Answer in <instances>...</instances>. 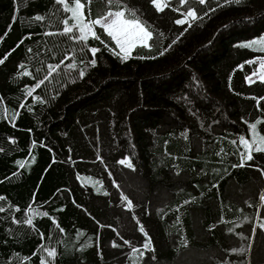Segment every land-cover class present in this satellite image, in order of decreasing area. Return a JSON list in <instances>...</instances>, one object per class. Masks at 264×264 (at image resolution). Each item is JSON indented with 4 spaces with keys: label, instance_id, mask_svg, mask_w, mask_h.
Wrapping results in <instances>:
<instances>
[{
    "label": "trees",
    "instance_id": "trees-1",
    "mask_svg": "<svg viewBox=\"0 0 264 264\" xmlns=\"http://www.w3.org/2000/svg\"><path fill=\"white\" fill-rule=\"evenodd\" d=\"M121 2L153 32L128 59L100 26L61 35L55 0H0V264H264V152L233 167L251 124L264 135V83L247 81L264 52L241 46L264 39V0Z\"/></svg>",
    "mask_w": 264,
    "mask_h": 264
},
{
    "label": "snow or ice",
    "instance_id": "snow-or-ice-1",
    "mask_svg": "<svg viewBox=\"0 0 264 264\" xmlns=\"http://www.w3.org/2000/svg\"><path fill=\"white\" fill-rule=\"evenodd\" d=\"M200 4H205L206 0H198ZM230 0H225V3H229ZM231 2L240 3L241 0H231ZM55 3L61 6V10L64 13H70V17H65L62 21L64 27L63 31L60 33L61 35H69L70 38L77 42H84L87 43L89 39V34L91 37L95 40H101V36L94 31V26H100L102 29H104V32L106 33L107 37L110 38V42H114L115 48L112 49L113 53L115 55L120 56L123 54V59H128L130 57L131 52L137 47H144L148 48L150 50L151 45L148 43L153 38V32L148 29L146 25H144L139 17L136 15L135 11L133 9H126V6H124L121 2V0H115V5L118 9L113 11L111 8V5H113L114 0H107V3L109 4L108 11L103 14L102 16H98L95 19H91L90 16L88 18L84 15V9L87 5H91L92 0H85V2H82V0H72V5L70 6L68 4V0H55ZM152 3L155 5V7L159 11H164L166 7H168V3L166 0H152ZM179 3L181 6L184 4L189 3V0H179ZM127 11V16H126ZM214 11V9H213ZM184 15V19H178L175 21L176 24L183 25L188 22V18H191L192 20L197 19V13L195 10H188L186 13H182ZM36 20L42 21L44 20V17L42 16H36ZM69 19H72L74 21L73 24L69 25L68 21ZM87 19V22H86ZM189 26H191L189 24ZM74 29L78 32V35H71L74 31ZM54 33H47V35H53ZM103 34V33H102ZM103 43V41H101ZM242 47L246 48H254L256 46L259 47V51L264 52V39H257L253 40L251 42L245 43L241 45ZM119 49L117 52L116 49ZM92 54V59L88 62L91 64V66H95L97 61L95 59V54L100 51L97 47H90L88 49ZM31 51V49H29ZM164 53L161 52L160 55H163ZM6 58V57H5ZM143 58V57H141ZM154 58V57H153ZM66 59H71V57H68ZM4 61L0 59V63H3ZM63 63V61L61 62ZM250 63H255V61H251ZM23 67V65H21ZM69 68H72L75 70V64H69ZM260 69H264V63H261L259 65ZM60 69V64L55 65H49L48 66V76L45 77L44 80H40L34 88L29 90L28 95L31 96L35 89L40 88L41 85L45 82L46 79H48L53 72H56ZM25 75H30V73L25 72ZM79 75L82 78L85 75V72L83 70L79 71ZM259 78V82L264 83V72H253L252 75L247 77L248 83L253 84L257 81L253 79V76H257ZM37 100H40V97H36ZM259 103V100L257 101ZM21 108L24 107V105H20ZM19 113L17 112L16 115ZM257 127L256 123L251 124V129L255 130ZM235 144L236 141H233ZM239 143L243 146L244 150L240 153L241 156V163L239 165H233V167H243L246 163V161H250L253 159L252 153L255 152H264V135H261L259 139H256L253 137L251 140L248 138H241ZM255 145V147H253ZM120 164L126 165L128 168H133L132 162L130 159H122L119 161ZM23 167V165H21ZM262 174H264V170H261ZM3 197H0V200H3ZM125 200L128 201V208H132V202L128 200L127 197H124ZM260 200L264 201V194L260 196ZM3 208H0V211H3ZM19 211V209H17ZM29 211H32L31 208H29ZM43 215L47 216V213H44ZM25 223L31 225L33 223L32 217L29 216ZM239 226V225H237ZM258 227L261 229L262 232H264V221L259 223ZM140 231H144L143 227H140ZM256 228L254 227L252 229V238L249 239L248 248L245 249L243 247L239 249H232V253H238V254H244L246 251H250L252 247L251 239H254L255 237ZM145 235H147L145 233ZM125 244H129L130 242L125 241ZM151 241L149 240L147 243L143 245L144 250H148L149 245ZM43 247V246H42ZM44 251L47 253L48 257L55 258L56 256V250L54 248L47 249L45 248ZM133 254L136 252H139L142 256L144 253L140 251V249L133 248L132 249ZM41 264H47V261H42Z\"/></svg>",
    "mask_w": 264,
    "mask_h": 264
},
{
    "label": "rangeland",
    "instance_id": "rangeland-1",
    "mask_svg": "<svg viewBox=\"0 0 264 264\" xmlns=\"http://www.w3.org/2000/svg\"><path fill=\"white\" fill-rule=\"evenodd\" d=\"M72 4H70V6H71ZM86 22H87V20H86ZM94 31H95V26H94ZM148 43H149V41H148ZM256 63H257V70L255 71V72H257V73H259V72H264V69H260V67H259V65L261 64V63H264V58H257L256 59ZM253 74V73H252ZM252 74H250V75H252ZM249 75V76H250ZM253 79L254 80H259V78H258V75L257 76H253ZM248 81V80H247ZM251 134H252V136L253 137H255L256 139H257V129H255V130H252L251 129Z\"/></svg>",
    "mask_w": 264,
    "mask_h": 264
},
{
    "label": "crops",
    "instance_id": "crops-1",
    "mask_svg": "<svg viewBox=\"0 0 264 264\" xmlns=\"http://www.w3.org/2000/svg\"><path fill=\"white\" fill-rule=\"evenodd\" d=\"M263 203H264V201H263Z\"/></svg>",
    "mask_w": 264,
    "mask_h": 264
}]
</instances>
